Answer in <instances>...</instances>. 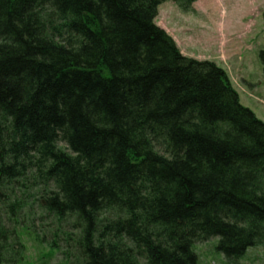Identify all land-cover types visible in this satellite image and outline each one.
<instances>
[{"label":"trees","instance_id":"16d2710c","mask_svg":"<svg viewBox=\"0 0 264 264\" xmlns=\"http://www.w3.org/2000/svg\"><path fill=\"white\" fill-rule=\"evenodd\" d=\"M165 1L0 0V262L35 205L73 222L75 264L264 244V123L155 24Z\"/></svg>","mask_w":264,"mask_h":264},{"label":"rangeland","instance_id":"374dc122","mask_svg":"<svg viewBox=\"0 0 264 264\" xmlns=\"http://www.w3.org/2000/svg\"><path fill=\"white\" fill-rule=\"evenodd\" d=\"M263 10L264 0H198L188 11L169 0L159 5L154 22L184 56L220 67L240 104L264 123ZM57 145L69 152L63 143ZM25 213L18 221L19 239L10 238L0 264H75L81 259L79 231L71 220L52 217L37 205ZM217 243L211 238L193 245L197 264H264V244L231 260L216 249Z\"/></svg>","mask_w":264,"mask_h":264}]
</instances>
